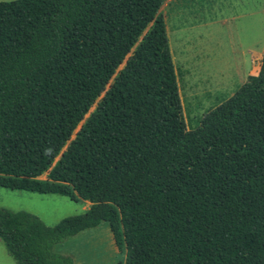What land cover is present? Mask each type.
<instances>
[{"label": "trees", "instance_id": "16d2710c", "mask_svg": "<svg viewBox=\"0 0 264 264\" xmlns=\"http://www.w3.org/2000/svg\"><path fill=\"white\" fill-rule=\"evenodd\" d=\"M165 1L0 3V188L91 203L0 209L16 264H74L55 246L103 222L124 264H264V59L189 129Z\"/></svg>", "mask_w": 264, "mask_h": 264}, {"label": "rangeland", "instance_id": "374dc122", "mask_svg": "<svg viewBox=\"0 0 264 264\" xmlns=\"http://www.w3.org/2000/svg\"><path fill=\"white\" fill-rule=\"evenodd\" d=\"M159 13L167 25L185 121L195 130L209 110L248 80L254 53H264V0H166ZM90 207L81 199L0 188V209L28 212L49 227ZM54 252L70 256L74 264H124L126 258L107 222L68 238ZM0 264H16L1 241Z\"/></svg>", "mask_w": 264, "mask_h": 264}, {"label": "crops", "instance_id": "0c3cea01", "mask_svg": "<svg viewBox=\"0 0 264 264\" xmlns=\"http://www.w3.org/2000/svg\"><path fill=\"white\" fill-rule=\"evenodd\" d=\"M172 53V52H171ZM259 59L261 60V66H262V60L264 59V53L260 52V53H254V57L252 59V63H253V67L251 69V72H249L247 75L251 74L249 77L251 76H257L261 70V66L260 68L256 67V62L259 61ZM258 71V72H257ZM256 73V74H255ZM255 74V75H254ZM1 241V240H0ZM13 259V258H12ZM15 262V261H14Z\"/></svg>", "mask_w": 264, "mask_h": 264}]
</instances>
